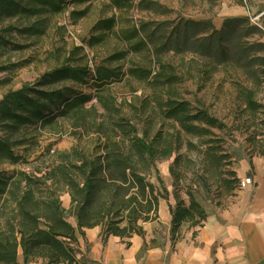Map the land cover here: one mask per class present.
<instances>
[{
    "label": "rangeland",
    "instance_id": "374dc122",
    "mask_svg": "<svg viewBox=\"0 0 264 264\" xmlns=\"http://www.w3.org/2000/svg\"><path fill=\"white\" fill-rule=\"evenodd\" d=\"M111 1L114 0L71 4L65 12L58 14H21L0 21V35L7 40V45L0 47V65L6 66L0 72V79L8 80L0 87V98L11 89L38 81L62 64L88 65L95 69L107 57L129 49L130 42L136 39L125 40L113 32L104 41L89 44L90 38L99 33L94 30L96 22L112 14H116L118 23L115 30L120 34L132 31L134 27L143 33V28L147 29L146 24L155 30L158 24L167 22L168 30L165 31V25V32L159 34L168 37L173 34L171 28L179 27L183 32L190 22L196 28L191 41L198 42L200 38L212 36V45L216 47L220 45L225 18L247 16L253 24H264V11L260 13L264 0H127L129 6L122 8L113 7ZM84 8L88 9L86 16L71 17V10ZM33 24H40V27L30 31ZM258 39L264 41V35L261 38L247 35L244 42L254 44ZM143 47L137 52H127L125 59L105 62L123 66L124 70L145 67L153 71L149 78L154 80L151 84L132 75L107 84L105 93L111 95L117 109L112 113L113 119L130 117L138 123L141 131L147 132L149 138L163 133L162 141L159 139L161 147L172 148L174 153L171 157L159 158L157 167L169 190L170 205L176 206L177 196L186 204L194 197L209 213L225 210L235 200V193L227 190L228 181L234 179V173L239 179L252 177L251 173L243 172V165L255 157H264L261 154L264 152V84L260 82L264 59L254 64L249 62L254 56L264 57V47L249 51L241 63L230 61L223 64H216L213 54L207 49L200 52L170 49L163 51L159 58L155 56V49L154 52L148 51L151 44ZM250 70L255 75L249 73ZM157 72L161 73L162 81L154 79ZM93 76L90 74L84 83L64 80L49 87L63 88L66 93L71 90L92 93L89 104L103 109L97 99L100 90ZM168 77L170 82H166ZM250 91L256 100L255 108L247 105ZM169 97L189 101L194 112L199 107H206L220 120V124L208 126L201 122V127L193 132L181 130L160 108V100L165 101ZM97 110L100 114L101 110ZM94 118H98V113L88 116L87 129L80 135L72 131L74 126L68 121L63 122L62 128L25 130V143L14 147L25 160L17 164L0 163V171L33 174L47 170L58 161L59 151L70 150L73 146L102 153L101 139L94 131ZM206 127L210 131H204ZM0 135L14 140L17 134L0 130ZM151 179L157 183L154 172ZM48 187L52 188H41L44 195L58 188L56 185ZM57 194L68 220L76 224L69 210V193L57 191Z\"/></svg>",
    "mask_w": 264,
    "mask_h": 264
},
{
    "label": "trees",
    "instance_id": "16d2710c",
    "mask_svg": "<svg viewBox=\"0 0 264 264\" xmlns=\"http://www.w3.org/2000/svg\"><path fill=\"white\" fill-rule=\"evenodd\" d=\"M93 1L0 0V21L21 14H58L65 12L71 4H91ZM111 2L115 8L129 6L127 0ZM263 11L264 7L260 13ZM87 13V8L73 9L71 17L77 19ZM117 23L116 14L99 19L94 29L99 33L90 38L89 44L104 41L113 32L125 40L136 39L130 42L129 49L107 57L95 69L88 65L62 64L38 81L11 89L0 98V130L17 134L14 140L0 135V163L17 164L25 160L22 154L14 150V147L25 143V130L62 128L63 122L68 121L74 126L72 131L80 135L87 129L88 116L97 113L98 118L92 122L103 149L100 153L73 146L70 150L59 151L58 161L38 173L0 171V264H31L39 262V259L40 264H93L80 262L82 259L78 258L79 241L85 237L86 229L99 226L104 243L110 236L126 239L134 234L144 235L143 224L158 219L160 200L169 199V190L160 175L157 160L171 157L173 149L161 147L159 139L162 141V132L149 138L147 132L141 131L138 123L130 117L113 119L112 113L116 107L110 99L111 95L105 93L108 83L128 75L151 84L154 80L149 78L153 71L145 67L124 70L123 66H112L105 62L125 59L127 52H137L145 48L143 45L149 44L151 48L148 51L154 52L155 49V56L159 58L163 51L170 49H192L197 52L207 49L213 54L216 64L230 61L241 63L249 51L264 47V41L259 39L254 44L244 42L247 35H258L259 38L264 35V24H253L247 16L225 18L218 47L212 45V36L200 38L198 42L191 41L190 37L196 34V28L190 22L183 32L179 27L173 28L175 30L171 28L173 34L168 37L159 34L168 30L167 22L158 24L155 30L149 29L150 25L145 23L147 29L143 28V33H140V28L134 27L123 34L115 30ZM39 27L40 24H33L29 29L36 31ZM5 45L7 40L0 35V47ZM252 58L249 61L251 64L264 59L259 56ZM5 69L6 66L0 65V72ZM249 73L255 75L252 70ZM90 74L94 75L97 89L100 90L97 99L103 109L89 104L92 93L75 90L66 93L63 88L49 87L54 82L64 80L84 83ZM160 76L161 73L157 72L154 79L162 81ZM260 77V82L264 84V70ZM167 80L171 81L169 77ZM7 82V79H0V87ZM255 101L253 91H250L248 107L255 108ZM159 105L166 117L186 132L200 128L201 122L208 126L220 124V120L211 115L206 107H199L194 112L187 100L169 97L165 101L160 100ZM97 109L101 110L100 114ZM204 131H210V128L206 127ZM261 154L264 155V152ZM152 171L157 183L151 179ZM236 175L234 173V179L227 184V190L232 194L240 185L241 178ZM48 185L58 188L44 195L41 188L51 189ZM57 191L69 193V210L76 224L68 220ZM176 200V206L170 205L171 234L179 232L185 223H189L190 227L202 226L210 215L194 197L189 204L180 196Z\"/></svg>",
    "mask_w": 264,
    "mask_h": 264
},
{
    "label": "crops",
    "instance_id": "0c3cea01",
    "mask_svg": "<svg viewBox=\"0 0 264 264\" xmlns=\"http://www.w3.org/2000/svg\"><path fill=\"white\" fill-rule=\"evenodd\" d=\"M242 168L251 173L253 183L238 186L233 203L225 210L210 213L202 226L185 223L179 232L171 234L170 204L161 199L159 217L143 224L144 235L126 239L110 236L104 243L99 226L86 229L78 246L80 262L264 264V157H255Z\"/></svg>",
    "mask_w": 264,
    "mask_h": 264
},
{
    "label": "built area",
    "instance_id": "2783aa9c",
    "mask_svg": "<svg viewBox=\"0 0 264 264\" xmlns=\"http://www.w3.org/2000/svg\"><path fill=\"white\" fill-rule=\"evenodd\" d=\"M251 183H253L252 178H251L250 176H246V177H244V178H242V179L240 180V185H239V187L244 188V187L248 186V185L251 184Z\"/></svg>",
    "mask_w": 264,
    "mask_h": 264
}]
</instances>
